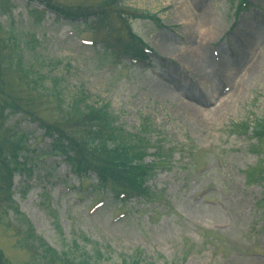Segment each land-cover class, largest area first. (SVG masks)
I'll return each instance as SVG.
<instances>
[{
	"label": "rangeland",
	"instance_id": "obj_1",
	"mask_svg": "<svg viewBox=\"0 0 264 264\" xmlns=\"http://www.w3.org/2000/svg\"><path fill=\"white\" fill-rule=\"evenodd\" d=\"M5 2L0 28L35 37L39 45L23 53L24 63L38 60L34 68L46 85L57 79L64 105L84 92L88 103L107 105L126 132L146 124L148 136L173 149L169 166L148 182L155 197L120 203L96 188L93 176L80 182L61 159L46 156L50 140L37 124L8 116L6 127L27 134L37 156L31 176L16 175L13 190L35 235L59 255H88L98 264H264V143L255 149L250 134L230 129L264 117V0H248L240 12L236 0H124L122 8L156 15L163 27L133 21L149 60L114 67L91 44L97 38L81 33L83 26L47 11L38 22L31 11L42 7L9 0L4 9ZM183 7L193 13V29ZM110 24L125 40L123 24ZM167 46L174 51L165 52ZM53 108L48 100L42 117L54 119ZM8 219L15 224L10 212ZM20 243L0 227V249L10 264H39Z\"/></svg>",
	"mask_w": 264,
	"mask_h": 264
},
{
	"label": "trees",
	"instance_id": "obj_2",
	"mask_svg": "<svg viewBox=\"0 0 264 264\" xmlns=\"http://www.w3.org/2000/svg\"><path fill=\"white\" fill-rule=\"evenodd\" d=\"M5 1L2 8L8 9V0ZM27 1L64 19L82 21L90 33H100L104 53L117 64L123 57L146 60L144 50L147 46L132 32L130 21L157 20L152 15L122 8V0H99L92 6L65 5L55 0ZM240 4L246 5V0H240ZM40 20L41 16H38L37 21ZM111 20L123 24L125 40L114 30ZM38 45L32 35L20 37L0 28V227L19 236L21 249L31 253L33 261L39 264H98L88 255L79 258L66 253L59 255L35 235L31 224L18 210L13 201L14 178L16 175L29 178L37 166V156L27 134L6 127L7 117L21 115L36 123L43 130V136L50 140L45 155L62 158L82 181L94 174L96 187L110 192L121 203L149 202L155 197L147 183L157 169L168 166L173 149L165 150L158 139H151L146 124L137 133L126 132L116 125V118L109 113L107 105L88 103L84 92L64 105L57 79L46 85L45 76L34 68L38 60L24 63L23 53L34 52ZM48 100L54 105L52 111L56 117L52 120L41 115ZM230 129L243 135L251 133L257 141L253 146L255 149L264 143V117L231 124ZM149 151H152L153 160L145 162ZM247 173V179L253 182L254 171ZM9 212L13 214L15 224L8 219ZM0 264H10L1 249ZM122 264L148 263L133 259Z\"/></svg>",
	"mask_w": 264,
	"mask_h": 264
},
{
	"label": "bare ground",
	"instance_id": "obj_3",
	"mask_svg": "<svg viewBox=\"0 0 264 264\" xmlns=\"http://www.w3.org/2000/svg\"><path fill=\"white\" fill-rule=\"evenodd\" d=\"M192 14L193 13H190V12H188V10L185 8V7H183V9H181V16H183L185 19H187L188 20V22L190 23V26H191V28L193 29L195 26H196V24L195 23H193L192 21H190L191 19V16H192ZM208 36V33H206L205 34V36ZM164 50H165V52H167V53H171L172 51H174V47H172V46H167V47H165L164 48ZM187 58V57H186ZM183 59V58H182ZM183 60H185L184 62L186 63V64H188L190 67L192 66H194L195 64H194V62L192 61H188L187 59H183Z\"/></svg>",
	"mask_w": 264,
	"mask_h": 264
}]
</instances>
